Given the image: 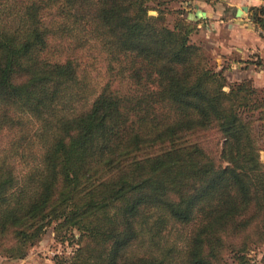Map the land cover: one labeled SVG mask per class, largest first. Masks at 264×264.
Instances as JSON below:
<instances>
[{
	"label": "trees",
	"instance_id": "obj_1",
	"mask_svg": "<svg viewBox=\"0 0 264 264\" xmlns=\"http://www.w3.org/2000/svg\"><path fill=\"white\" fill-rule=\"evenodd\" d=\"M170 1L0 0L1 257L53 224L55 264H264V87L167 27Z\"/></svg>",
	"mask_w": 264,
	"mask_h": 264
},
{
	"label": "crops",
	"instance_id": "obj_2",
	"mask_svg": "<svg viewBox=\"0 0 264 264\" xmlns=\"http://www.w3.org/2000/svg\"><path fill=\"white\" fill-rule=\"evenodd\" d=\"M261 0H187L184 17L196 25L199 37L213 51L219 68L229 67L231 80L249 78L256 88L264 87V38L250 22L248 8ZM247 7L242 19L235 16ZM211 52V51H210Z\"/></svg>",
	"mask_w": 264,
	"mask_h": 264
},
{
	"label": "rangeland",
	"instance_id": "obj_3",
	"mask_svg": "<svg viewBox=\"0 0 264 264\" xmlns=\"http://www.w3.org/2000/svg\"><path fill=\"white\" fill-rule=\"evenodd\" d=\"M186 4H187V0H174L167 3L166 10L163 14V20L167 27H171L176 18L178 17L184 18V11L185 8H187ZM156 6H157L156 2L152 1L147 3L146 14L148 16L154 17L156 15V10L154 9ZM255 7H264L263 0H261L260 5H257ZM242 16H238V18L242 19ZM257 29L264 38V30H260L259 28ZM189 40L191 43L198 45L200 47L203 55L207 57V59L212 64L213 68L218 71L220 70L223 76L227 78L228 82L235 81L228 78L230 74V70H229L230 66L227 68L223 66L222 69H219L213 63L212 61L213 51L208 47L209 46L208 44L202 41V38L200 39L199 31L197 27L196 30L189 35ZM223 89L227 90V87L225 86ZM257 138H258L257 144L259 147L258 150L259 161L262 163V169L264 170V136L261 137L258 136ZM52 227L53 224L49 225L41 235L40 239L36 243H34L33 245L27 248L26 255L23 258L6 259L0 256V264H55L53 258L54 254H68L73 248V246L68 245L66 242L59 243L57 241V238L54 236ZM71 233L77 236V232L75 230H72ZM246 255L252 263L264 262V244L253 245ZM225 260L227 264H234L231 256L226 257Z\"/></svg>",
	"mask_w": 264,
	"mask_h": 264
},
{
	"label": "water",
	"instance_id": "obj_4",
	"mask_svg": "<svg viewBox=\"0 0 264 264\" xmlns=\"http://www.w3.org/2000/svg\"><path fill=\"white\" fill-rule=\"evenodd\" d=\"M247 12V7L246 6H241L239 8L236 9L235 11V16H242L244 13Z\"/></svg>",
	"mask_w": 264,
	"mask_h": 264
},
{
	"label": "built area",
	"instance_id": "obj_5",
	"mask_svg": "<svg viewBox=\"0 0 264 264\" xmlns=\"http://www.w3.org/2000/svg\"><path fill=\"white\" fill-rule=\"evenodd\" d=\"M263 3H264V0H263Z\"/></svg>",
	"mask_w": 264,
	"mask_h": 264
}]
</instances>
